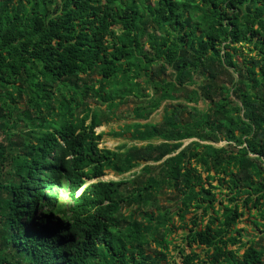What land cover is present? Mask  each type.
<instances>
[{
    "label": "trees",
    "instance_id": "1",
    "mask_svg": "<svg viewBox=\"0 0 264 264\" xmlns=\"http://www.w3.org/2000/svg\"><path fill=\"white\" fill-rule=\"evenodd\" d=\"M148 2L0 0V264H264V0Z\"/></svg>",
    "mask_w": 264,
    "mask_h": 264
},
{
    "label": "rangeland",
    "instance_id": "2",
    "mask_svg": "<svg viewBox=\"0 0 264 264\" xmlns=\"http://www.w3.org/2000/svg\"><path fill=\"white\" fill-rule=\"evenodd\" d=\"M153 2H154V0H150V2H148V5H152ZM167 102H168L167 100L163 101L161 103L160 107H158L155 111H153L148 119L143 120L141 122H150V121L151 122H159V121H161L162 114H163V108ZM92 103H95V101H93ZM133 104H134V99L131 96H129L128 99H126L123 103L119 104L117 108H115L117 110L116 111L117 116L110 118V120L108 122L102 123V125L96 129V130L104 133L102 136L101 142H100V147L103 146V147H107L109 149H114L115 147L119 146L120 144H128V145H131L133 143L140 144L139 142L133 140L131 138L130 133H128V132H125L122 135H118V136L113 134L114 132H118L120 130L121 126L125 122L130 121V118H131L130 117V115H131L130 111L133 107ZM98 105L101 107V103H99ZM193 105H194L193 103H189L188 107L193 106ZM196 107L198 109H203V108H206L207 105H206V103H203L202 101L199 100L196 104ZM191 115H193V113H191ZM188 141H185V143H187ZM226 143L227 142L225 140H223V138H222V140L219 142H216L215 145L216 146H223ZM126 174H128V173H126ZM126 174L116 175L112 171L106 170L105 175L102 176V178L104 180L119 179L122 176H125ZM204 175H205V173L203 174V176ZM212 184L217 185L218 182L216 180H214L212 182ZM165 190H166L165 194L159 196V198L161 200L160 203L162 205H167L168 207H172V210H174L175 208L172 205L175 203V199H174V197L171 196L172 190L170 188H167ZM218 191L219 190L216 189V192H218ZM223 191L224 190L220 191V198H218V199H223V194H224ZM217 197H219V196L217 195ZM216 204H217V202H216ZM38 212H40V211L38 210ZM190 216H191L190 213L187 214L186 219L188 220L190 218ZM252 221H254V218L253 217L249 218L248 213L246 212L241 217V220H240L239 224L237 225V227H239V228H245V232H246L245 238H247V237L250 238L252 236H259L260 235L258 232V228L255 227V225ZM177 224H179V223L177 222ZM188 224H189V226H191L190 223H188ZM182 234H183L182 228H178L172 233L171 237L174 238L173 242L175 244H180V245L184 244L183 241L181 240V236H183ZM245 238H243V239H245ZM169 247H170V255H172V257H167L168 264H182V259L179 256L178 252L172 247V245ZM192 247L195 248L196 252H200L202 249V247L196 246L194 244ZM241 251H242V249H241ZM185 252H189V247L185 246Z\"/></svg>",
    "mask_w": 264,
    "mask_h": 264
},
{
    "label": "clouds",
    "instance_id": "3",
    "mask_svg": "<svg viewBox=\"0 0 264 264\" xmlns=\"http://www.w3.org/2000/svg\"><path fill=\"white\" fill-rule=\"evenodd\" d=\"M102 125V124H101ZM100 125V126H101ZM99 126H97L96 128H95V131L97 132V133H99V132H101V131H98V130H96L97 128H98ZM103 133V132H102ZM103 136V135H102ZM102 139V138H101ZM101 142V141H100ZM99 147H100V143H99ZM101 147H103V146H101ZM107 148V147H106ZM101 179H103L102 177H101ZM104 180V179H103Z\"/></svg>",
    "mask_w": 264,
    "mask_h": 264
}]
</instances>
